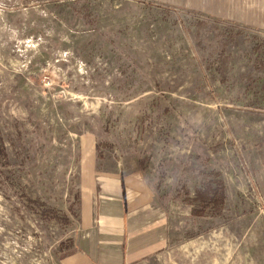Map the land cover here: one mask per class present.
<instances>
[{
    "label": "rangeland",
    "instance_id": "rangeland-1",
    "mask_svg": "<svg viewBox=\"0 0 264 264\" xmlns=\"http://www.w3.org/2000/svg\"><path fill=\"white\" fill-rule=\"evenodd\" d=\"M153 2L0 0V264H59L94 159L141 170L180 243L264 264V30Z\"/></svg>",
    "mask_w": 264,
    "mask_h": 264
},
{
    "label": "crops",
    "instance_id": "crops-1",
    "mask_svg": "<svg viewBox=\"0 0 264 264\" xmlns=\"http://www.w3.org/2000/svg\"><path fill=\"white\" fill-rule=\"evenodd\" d=\"M151 1L223 24L236 38L264 30V0ZM94 164L81 171L77 233L59 264H224L207 246L179 242L141 170L98 171ZM250 171L264 212V140Z\"/></svg>",
    "mask_w": 264,
    "mask_h": 264
},
{
    "label": "trees",
    "instance_id": "trees-1",
    "mask_svg": "<svg viewBox=\"0 0 264 264\" xmlns=\"http://www.w3.org/2000/svg\"><path fill=\"white\" fill-rule=\"evenodd\" d=\"M3 154L4 151L1 147L0 155ZM195 194L200 203H204L209 200H214V202L217 201L215 203L217 207L221 205L222 200L224 202V186L220 182H207L205 185H201L197 189H195Z\"/></svg>",
    "mask_w": 264,
    "mask_h": 264
}]
</instances>
